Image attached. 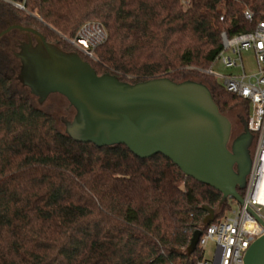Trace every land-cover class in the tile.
Returning a JSON list of instances; mask_svg holds the SVG:
<instances>
[{
	"label": "trees",
	"instance_id": "obj_1",
	"mask_svg": "<svg viewBox=\"0 0 264 264\" xmlns=\"http://www.w3.org/2000/svg\"><path fill=\"white\" fill-rule=\"evenodd\" d=\"M13 2L21 0H0V31L32 27L99 76L130 84L202 83L225 116L236 106L246 110L248 131L250 102L203 70L218 58L222 32L234 37L264 22V0ZM87 21L108 31L89 59L65 38ZM238 191L244 196V187ZM233 203L162 154L141 159L125 145L74 140L0 66V264H197L194 232L210 224V209L217 222Z\"/></svg>",
	"mask_w": 264,
	"mask_h": 264
},
{
	"label": "water",
	"instance_id": "obj_2",
	"mask_svg": "<svg viewBox=\"0 0 264 264\" xmlns=\"http://www.w3.org/2000/svg\"><path fill=\"white\" fill-rule=\"evenodd\" d=\"M14 29L36 37V48L28 44L31 51L43 49L50 56L52 66L44 68L41 88L46 94L63 95L75 108L76 117L67 127L74 140L99 147L125 145L141 159L162 154L224 199L243 203L238 188L245 186L251 168L238 143L244 136L229 148L232 122L220 112L207 86L167 78L130 84L112 75L99 76L89 62L49 44L32 27L11 24L0 36ZM257 219L264 226V220ZM214 220L210 209L205 222ZM201 235V229L194 232L191 251ZM245 264H264V234L248 248Z\"/></svg>",
	"mask_w": 264,
	"mask_h": 264
},
{
	"label": "built area",
	"instance_id": "obj_3",
	"mask_svg": "<svg viewBox=\"0 0 264 264\" xmlns=\"http://www.w3.org/2000/svg\"><path fill=\"white\" fill-rule=\"evenodd\" d=\"M23 1L25 0L17 3L20 8H24ZM183 3L185 7L190 6V0H183ZM244 14L248 20H252L249 11ZM221 37L223 48L217 59L228 68H240L241 73L216 76L212 67L203 72L217 79L219 77L227 91L250 102L248 130L256 136V143L244 186L243 203L234 200L236 207L230 213L202 230L197 245L202 254L210 241L216 244V248L212 260L202 257L197 264H245L248 248L264 234V226L257 219L260 217L264 220V194L261 192V178L264 173V22L252 32L234 37H228L226 32H222ZM107 40L108 31L103 23L87 21L70 39V43L94 58L96 48ZM250 50L256 58V71L248 74L243 64L242 52Z\"/></svg>",
	"mask_w": 264,
	"mask_h": 264
},
{
	"label": "rangeland",
	"instance_id": "obj_4",
	"mask_svg": "<svg viewBox=\"0 0 264 264\" xmlns=\"http://www.w3.org/2000/svg\"><path fill=\"white\" fill-rule=\"evenodd\" d=\"M65 38L70 43L71 38ZM29 43L31 47L34 48L38 45L34 35L17 29L11 30L0 36V66L11 76L18 91L29 97L36 106L52 113L59 128L67 133V127L76 117V110L63 95L58 93L46 94L42 91L43 71L46 66H52V61L50 56L45 54L43 49L37 51L33 49L34 51H31V47L28 45ZM25 47L28 48L29 51L23 52ZM78 51L81 52L80 50ZM81 54L85 59L90 58L82 52ZM24 57L28 60L24 59ZM242 58L246 72L248 74L254 73L256 71V58L253 51H243ZM211 69L216 76L241 73L240 68H228L223 65L220 59L215 61ZM190 77H194L197 81L203 79V77L199 75H190ZM218 81L221 83L219 77ZM227 117L233 124V135L243 130L242 121L246 119L247 114L242 106L234 107V109L227 113ZM231 207L234 209L236 204L233 203ZM230 212L231 209L228 212L224 211L221 216H225ZM215 248L216 244L210 241L205 246L202 257L212 260Z\"/></svg>",
	"mask_w": 264,
	"mask_h": 264
},
{
	"label": "flooded vegetation",
	"instance_id": "obj_5",
	"mask_svg": "<svg viewBox=\"0 0 264 264\" xmlns=\"http://www.w3.org/2000/svg\"><path fill=\"white\" fill-rule=\"evenodd\" d=\"M241 136H244L238 143L240 145L243 144L244 150L246 151L247 157L250 162H252V156L255 150L256 136L250 132L249 130H241L238 131L235 135H233V124H232V134L229 142V148L231 149L234 142L238 140ZM237 144V146L239 145Z\"/></svg>",
	"mask_w": 264,
	"mask_h": 264
},
{
	"label": "bare ground",
	"instance_id": "obj_6",
	"mask_svg": "<svg viewBox=\"0 0 264 264\" xmlns=\"http://www.w3.org/2000/svg\"><path fill=\"white\" fill-rule=\"evenodd\" d=\"M261 192H263V194H264V173H263L262 178H261Z\"/></svg>",
	"mask_w": 264,
	"mask_h": 264
}]
</instances>
